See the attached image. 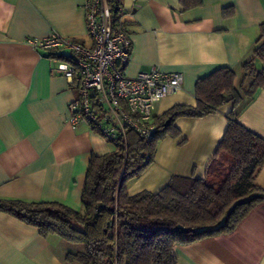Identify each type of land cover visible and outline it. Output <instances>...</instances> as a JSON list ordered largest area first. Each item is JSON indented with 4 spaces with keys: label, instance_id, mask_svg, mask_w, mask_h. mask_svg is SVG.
I'll list each match as a JSON object with an SVG mask.
<instances>
[{
    "label": "crops",
    "instance_id": "obj_1",
    "mask_svg": "<svg viewBox=\"0 0 264 264\" xmlns=\"http://www.w3.org/2000/svg\"><path fill=\"white\" fill-rule=\"evenodd\" d=\"M85 1L0 0V199L58 202L79 211L91 155L113 149L86 124L68 123L76 89L57 69L66 52L27 41L56 32L91 46ZM226 8L232 13L225 15ZM122 19L131 39L126 76L151 67L183 76L182 88L156 104L154 119L175 105L195 106L197 79L217 68L232 69L236 84L249 85L241 65L252 58L264 0H202L188 9L180 0H122ZM231 109L226 103L203 117L176 118L175 135L159 140L153 161L128 182L127 193H156L172 176L203 177ZM237 119L264 137V88L252 98L243 96ZM255 183L264 191V165ZM74 248L0 211V264H66L64 256ZM173 253L176 264H264V201L233 231L176 244Z\"/></svg>",
    "mask_w": 264,
    "mask_h": 264
},
{
    "label": "trees",
    "instance_id": "obj_2",
    "mask_svg": "<svg viewBox=\"0 0 264 264\" xmlns=\"http://www.w3.org/2000/svg\"><path fill=\"white\" fill-rule=\"evenodd\" d=\"M184 9L202 0H180ZM113 26L122 14V0H106ZM225 15L232 13L225 9ZM60 58L66 60L64 55ZM264 23L259 25L252 58L241 65L248 86L235 82V72L220 67L197 79L196 105H175L152 118L155 131L150 141L126 132L124 145L106 154H92L81 193V210L58 202L0 199V211L38 229L44 237L56 235L73 247L66 264H176V244L229 233L261 201L264 191L255 183L264 165V137L238 121L243 96L253 97L264 88ZM226 103L224 130L203 177L172 176L156 193H127L129 181L138 178L153 161L157 144L175 135L180 116L203 117ZM181 225L186 230L179 231ZM81 246L78 248L77 246Z\"/></svg>",
    "mask_w": 264,
    "mask_h": 264
},
{
    "label": "built area",
    "instance_id": "obj_3",
    "mask_svg": "<svg viewBox=\"0 0 264 264\" xmlns=\"http://www.w3.org/2000/svg\"><path fill=\"white\" fill-rule=\"evenodd\" d=\"M83 7L91 46L56 32L27 41L47 51L66 52V60L58 62L57 69L76 89V97L68 105L71 126L86 124L113 146L124 145L128 130L148 142L155 131L152 116L156 104L182 88L183 76L157 67L126 76L131 39L122 14L113 26L106 0H86Z\"/></svg>",
    "mask_w": 264,
    "mask_h": 264
},
{
    "label": "water",
    "instance_id": "obj_4",
    "mask_svg": "<svg viewBox=\"0 0 264 264\" xmlns=\"http://www.w3.org/2000/svg\"><path fill=\"white\" fill-rule=\"evenodd\" d=\"M176 230H179V231H185L186 229L184 227H182L181 225H178L176 227Z\"/></svg>",
    "mask_w": 264,
    "mask_h": 264
},
{
    "label": "rangeland",
    "instance_id": "obj_5",
    "mask_svg": "<svg viewBox=\"0 0 264 264\" xmlns=\"http://www.w3.org/2000/svg\"><path fill=\"white\" fill-rule=\"evenodd\" d=\"M259 61V60H258ZM113 146V145H112ZM78 248H81V246L79 245V246H77Z\"/></svg>",
    "mask_w": 264,
    "mask_h": 264
}]
</instances>
